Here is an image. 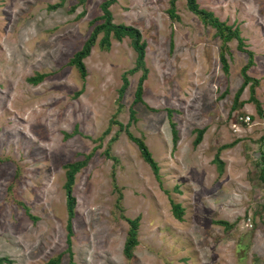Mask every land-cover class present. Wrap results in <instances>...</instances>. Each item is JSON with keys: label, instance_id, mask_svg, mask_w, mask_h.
Masks as SVG:
<instances>
[{"label": "rangeland", "instance_id": "1", "mask_svg": "<svg viewBox=\"0 0 264 264\" xmlns=\"http://www.w3.org/2000/svg\"><path fill=\"white\" fill-rule=\"evenodd\" d=\"M103 1L66 0L50 9L61 0H0V157L7 159L0 163V257L11 261L2 264H46L67 249L64 165L95 147L76 175L73 256L66 253L60 264H264V118L249 103L250 84L240 96L245 103L234 108L249 54L236 39L229 42L225 72L216 29L186 0L176 1L180 19L169 13L171 0H117L110 7L115 22L137 27L147 43L144 101L134 106L130 130L145 139L158 178L118 123L99 140L115 114L123 125L130 121L143 74H128L120 98L123 74L136 64L131 38L113 40L110 50L97 42L84 59L85 80L70 63L103 14ZM198 1L240 28L254 53L248 74L259 80L256 98L264 109V0ZM37 73L46 76L30 83ZM173 203L184 209L181 220ZM122 214L140 217L132 259L124 254L129 224Z\"/></svg>", "mask_w": 264, "mask_h": 264}, {"label": "trees", "instance_id": "2", "mask_svg": "<svg viewBox=\"0 0 264 264\" xmlns=\"http://www.w3.org/2000/svg\"><path fill=\"white\" fill-rule=\"evenodd\" d=\"M66 0H61V2L50 5V9H56L64 4ZM176 1L177 0H171V7L169 9V13L171 17L180 19V16L176 13ZM86 0H78V4H84ZM117 0H105L102 2L101 7L103 10V14L100 16H97L94 18V20L91 22L94 25V28L91 32V35L89 39L84 43L82 49L77 51L73 58L71 59L70 63L76 66L77 69H79L80 76L83 80L86 79V76L88 74V70L86 67V63L84 61L85 58H87L93 46L98 42V45L102 50H110L112 47V41L113 40H118L122 41L125 37H130L131 38V43L133 48L135 49L137 53V58H136V64L135 67L128 70L123 74V85L119 90L120 93V98L123 96L125 93L126 89L129 86V79H128V74L130 73H135L140 70H142L143 74L139 78L138 82V87L135 93V99L130 107V121L126 124L123 125L120 121L116 119L117 114L113 117L111 120V124L109 127L104 131L103 135L100 136L99 140L101 141L105 135H107L110 132L111 125L114 123H118L120 125V130H125L127 135L138 145L140 154L142 158L144 159L145 162H147L151 168L153 169L154 173L156 176L159 178V170L160 167L153 157L152 152L150 151L148 145L145 142V139L143 137H138L135 136L130 130V125L134 120L136 121V111L134 109V106L138 103L143 102V85L144 81L148 77V68L146 67V46L147 43L145 40H143V36L141 31L133 26V25H128L126 23H117L114 20V15L111 10V6L115 4ZM77 5H74L73 10L76 8ZM186 6L191 11L194 13L205 25L211 26L214 29H216V35L220 37L221 39V45H220V61L222 63L223 69L225 72L229 71V61L226 57V54L230 52V47H229V42L232 40L236 39L238 41V47L240 50L246 51L249 54V62H247L246 65L243 66L241 73L243 76V83L240 87V89L237 91L235 99H234V108H238V106H241L245 103V101H240V96L244 89L250 84V102H254L256 104L258 113L264 118V109L262 108L261 102L256 98V85L259 83V80L250 76L248 74V70L250 67L254 64V53L248 49H246V44L245 40L241 35V30L238 26H234L229 24L227 21L221 20L212 10L206 9L202 7L199 3L198 0H186ZM84 14V13H83ZM97 22V23H96ZM101 35L100 39L98 40L99 36ZM46 74L44 73H37L35 76H32L28 78V81L33 84H38L45 78ZM122 106V104H120ZM77 131L74 133H68L66 134L68 137L73 136ZM197 137L194 140L195 146H197L203 139V135L205 133V129H197ZM117 136V135H116ZM116 137L112 138L114 141ZM174 143L178 141V135H177V130L174 129ZM264 139V137H263ZM236 144L235 142L223 145L224 148H229L234 146ZM222 147V148H223ZM97 150V147L93 149L92 152L89 154H86L83 159L76 160L74 162H68L67 164L64 165L65 168V183H64V188L66 191V206L68 210V215H69V220H68V247L65 251L61 252L55 257H52L47 261L46 264H60L63 256L67 253L69 254L70 257L73 256L72 252V236L74 234L73 231V226H72V219L76 216V196L74 194V186L76 182V175L79 173L84 167H86L93 155L95 154V151ZM106 155L108 157H111L114 159L115 163L118 162V157H113L111 155L110 150H106ZM5 158L0 157V163L4 162ZM214 162L217 163L219 166L220 170H223L224 162L219 158V155L217 154L214 158ZM18 174V171H17ZM260 180L264 184V152L262 153V159L260 163ZM119 197L117 199V208L120 210H123L122 206V194L121 192L119 193ZM18 204L22 205L25 207L26 212L34 217L32 214H30V209L29 207H26V205L22 201H17ZM262 208L264 210V202L262 203ZM173 213L178 219H182L184 209L179 203H173L172 206ZM122 216L126 219V221L129 224V229L127 232L126 236V241L124 245V254L128 259L134 258V251L136 247L139 245V226H140V217L137 218H129L126 217L125 215L122 214ZM216 224L222 225L225 227V229H231L234 227V223H231L227 220H216ZM4 262H9L8 257H0V264ZM70 264H72V260L70 261Z\"/></svg>", "mask_w": 264, "mask_h": 264}]
</instances>
